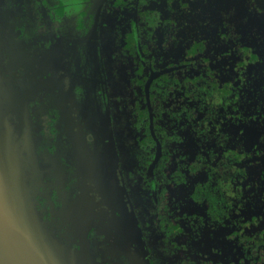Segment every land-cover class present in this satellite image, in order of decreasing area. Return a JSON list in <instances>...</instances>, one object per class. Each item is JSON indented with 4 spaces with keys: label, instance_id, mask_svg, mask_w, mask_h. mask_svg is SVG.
<instances>
[{
    "label": "flooded vegetation",
    "instance_id": "af4514ba",
    "mask_svg": "<svg viewBox=\"0 0 264 264\" xmlns=\"http://www.w3.org/2000/svg\"><path fill=\"white\" fill-rule=\"evenodd\" d=\"M81 1L0 0L21 190L51 252L264 264V0Z\"/></svg>",
    "mask_w": 264,
    "mask_h": 264
},
{
    "label": "water",
    "instance_id": "95a60500",
    "mask_svg": "<svg viewBox=\"0 0 264 264\" xmlns=\"http://www.w3.org/2000/svg\"><path fill=\"white\" fill-rule=\"evenodd\" d=\"M2 52L0 49V264H65L63 258L51 252L54 251L52 239L35 222L24 187L21 190V186L26 185L20 168V160L24 157L20 142L25 135L21 128H12L7 115L17 106L24 108L28 124V100L16 97L9 90L10 76L4 74L1 66ZM19 116L21 118L22 114ZM29 129L31 142L33 137Z\"/></svg>",
    "mask_w": 264,
    "mask_h": 264
},
{
    "label": "rangeland",
    "instance_id": "374dc122",
    "mask_svg": "<svg viewBox=\"0 0 264 264\" xmlns=\"http://www.w3.org/2000/svg\"><path fill=\"white\" fill-rule=\"evenodd\" d=\"M70 3V9L68 11V14H80L81 7L83 5L81 0H67ZM85 2V0H83Z\"/></svg>",
    "mask_w": 264,
    "mask_h": 264
},
{
    "label": "trees",
    "instance_id": "16d2710c",
    "mask_svg": "<svg viewBox=\"0 0 264 264\" xmlns=\"http://www.w3.org/2000/svg\"><path fill=\"white\" fill-rule=\"evenodd\" d=\"M82 36V35H81ZM84 37V36H83ZM4 69V68H3ZM127 107H129V106H127Z\"/></svg>",
    "mask_w": 264,
    "mask_h": 264
}]
</instances>
